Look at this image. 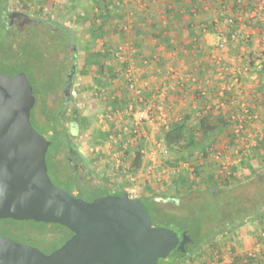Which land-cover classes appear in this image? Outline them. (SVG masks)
<instances>
[{"label": "rangeland", "instance_id": "1", "mask_svg": "<svg viewBox=\"0 0 264 264\" xmlns=\"http://www.w3.org/2000/svg\"><path fill=\"white\" fill-rule=\"evenodd\" d=\"M98 1L101 3V6L95 4L97 2L96 0H8L7 11H23L25 18L29 19V21L24 25H16L18 31L25 34L36 33L38 38L42 39L46 45L55 46L58 42L54 41V35L45 32L48 29L45 23L62 27L56 29L52 26L58 32L69 29L73 33L74 45L72 49L71 47L65 48L64 46L56 47L53 49L52 57L54 60H61L67 66L70 61L68 59L69 56L73 55L72 50L76 54L77 69L73 77L70 93L71 103L69 107L75 106L81 114L89 116L92 122V126L89 129L81 130L77 136L73 137V141L76 143L81 154L91 161L90 165L94 171L89 174V172L84 171L80 167L78 170L79 174L85 179L90 180L91 187H109L117 190L120 185H125L130 191V197L141 196L144 188L147 186H154V189L158 187L157 189L159 190L156 192L159 195L158 200L161 203H166L169 197L179 196L176 187L169 186L172 177L176 175L173 174V171L178 168H173L168 162V160L178 157L179 153L170 149H168L167 153L163 151L162 146L164 143L162 141V135L167 129L164 125L158 124L157 121L146 123L142 127L141 134L138 137H134L129 132L124 131L125 127H128V129L131 127L130 111L132 108H137L147 102L152 103V101H155L168 114L172 109L171 106H173L172 100H170L172 96H178L179 100L183 102L190 101V98L191 100L194 98L195 101H206L204 103L208 105L217 104L221 97L220 91L224 81L219 80L217 84L215 83L216 94H207L208 90L204 89L205 94H202V91L192 93L191 89L193 90L195 85L197 86L200 78V65L194 63L191 70L181 71L179 67L175 68L174 64H169L168 71L162 74H158L159 72L155 71L158 65L163 64L159 58L161 53L163 55H167L168 53L169 56L178 50L176 46L170 45V39L174 38V36H167L159 27V25H162L161 21L169 17V15H166L163 18L157 14L159 12L158 1L160 0H155L156 2L154 0H109L111 10L106 15H103L104 9H101L103 7L102 0ZM229 2L226 4H217V6L223 8L224 5V8H228ZM171 5L174 6L172 3ZM249 5L246 6L249 7ZM172 8L168 6L167 9L170 12ZM231 9L233 10V8ZM182 15H180L181 17L179 16L180 19H183ZM231 17L236 18L235 23L230 22L229 19ZM237 17L238 14L235 16L233 13L222 17L219 14L214 15L213 22H206L202 26V30L199 31L201 34H216L214 35L215 42L213 41L214 43L211 42L210 44L211 55L217 53L216 42L220 36L218 35V30L224 34H228L231 30H235V26H241L242 24L252 26L260 22L259 19H257V22L254 19L240 21ZM93 20L97 23L93 24ZM171 21H175V17H172ZM140 25H147V28L140 30ZM174 25L176 24L174 23ZM204 28H206V31ZM17 38L20 39L21 37L18 36ZM138 39H141L140 42L145 41L144 46L137 41ZM244 40L245 43H242V46L247 47L251 45L248 40ZM235 45V41H232L228 49H234L236 46V48H239L240 46ZM85 51L96 54L99 61L104 63V72L102 70V73H96L97 64L91 66L87 72L81 71ZM226 52L224 53L226 54ZM140 55L145 56L140 57ZM260 56H262V53L256 59ZM173 57H175L174 54ZM234 58L232 55L229 60L225 61L224 59L222 62L213 58L215 62L209 61L211 64L210 67L213 69L223 68L229 76L234 69L238 67L242 68L243 64L246 63V65L250 64L253 71V65L255 64L248 61L244 63L239 62L238 64ZM127 60L128 62H126ZM167 62L169 61H165V63ZM200 64L205 65L206 63L202 62ZM145 65L154 67L155 70L150 72V76H155L154 83L160 77L164 78L159 88H152L151 90L148 88L151 93H148V89H145L142 85L137 84V81L133 78L134 70L138 71L139 67L141 68ZM204 67L202 66L203 69ZM8 73L5 72V74ZM189 73H194L198 80L191 82L187 76ZM129 76L133 78L135 87L143 89L145 94L144 101L139 99L134 88L131 87ZM243 76L245 77L243 83H245L246 76L249 75L246 73ZM121 88H128L130 95L132 96L133 94L134 96V98L132 96V100H136L135 102H129V105L123 108L122 111L120 109L117 111L113 107V101L115 98L117 99L118 90ZM172 88L175 89L173 90ZM37 98L38 101L32 109L33 125L44 137H48V132L40 123L44 121V115L40 112L42 108L41 100H39V97ZM139 101H141L140 104H138ZM197 101L196 104L199 105ZM49 105L55 107L56 103L50 100ZM225 106L226 108H223V111L214 108L210 111L224 114L226 119L232 113L240 112L235 105L229 102ZM173 108L176 109L174 106ZM252 112L258 113L253 110ZM62 119L65 121L64 127H69V113ZM172 119L175 121L174 117ZM173 121L167 119L169 125ZM229 125L219 135L213 148L222 149L232 159L240 156L241 161L234 167L237 168L234 172L236 177L231 182L228 195L242 198L243 204L249 206L253 202L264 198V174L257 176H251L250 174V168L259 169L258 164L264 165V159L254 160L249 155L255 153V141H258V138L264 134V114H259L258 119L246 124V127L241 131L242 136L240 139L236 135L231 134L235 124L229 121ZM110 135H113L114 139H111ZM140 148L144 150L143 159L141 165L136 167L133 162L136 152ZM262 149L264 150V144ZM117 159L121 161L120 167L116 166ZM198 164L202 166L201 174L197 176L191 174L195 181L194 185L196 189L203 187L201 181H204L211 170H217L218 162L209 157L206 161L200 160ZM185 166L186 164L184 162L178 166L180 167V172L183 170L184 173H191ZM260 171L262 170L259 169L258 172ZM139 186L141 187L139 192L136 193L132 190L133 187ZM93 192L98 193L99 191L94 190ZM84 197L88 198V195L85 194ZM191 197L200 198L201 194L196 190L191 194ZM250 222H246L242 226H249ZM60 230L57 225H46L30 219H11L0 223L1 235L10 236L11 234L8 231H14L20 235H38L41 238L42 247L45 249L60 238ZM253 236L249 241L237 236H229V240L224 242L225 249L223 250L217 244L223 242L224 238L220 239L218 241L219 243L217 242L215 246L206 244L194 253L191 258L180 264H205V262L213 263L219 260L224 261L222 264H238L240 262L241 264H250L253 262L254 264H264V228L263 231ZM251 248L259 249L257 250V258L254 261H250L244 254L246 249Z\"/></svg>", "mask_w": 264, "mask_h": 264}, {"label": "trees", "instance_id": "2", "mask_svg": "<svg viewBox=\"0 0 264 264\" xmlns=\"http://www.w3.org/2000/svg\"><path fill=\"white\" fill-rule=\"evenodd\" d=\"M96 1L95 4L101 6V3ZM102 2L103 7L101 9H104L103 15H106L111 10L110 1L102 0ZM7 5L8 0H0V72H9L8 75H13L24 71L33 85L36 95L35 103L38 101L37 97L41 100L40 112L44 115V121L40 123L48 132L46 138L51 141L46 154V161L52 181L57 186L87 200H93L99 195L111 193L124 195L127 191L122 188V185L117 190L109 187H91L89 179L81 176L77 168H72L60 157L61 154L69 151L71 153V150L78 149L73 137L77 136L81 130H87L92 126L89 116L81 114L75 106L69 107L73 77L77 69L76 54L72 50L73 55L69 56L70 61L67 66L61 60H54L52 57L53 49L56 47L64 46L72 49L74 45L73 33L69 29L58 32L52 26L56 29L62 27L45 23L48 27L45 32L54 35V41L58 42L55 46L46 45L36 33L25 34L19 32L16 25H9ZM92 23L96 24L97 22L93 20ZM18 36L21 38L18 39ZM96 64V73H102V70L104 72V63L99 61L96 54L85 51L81 71L87 72L91 66ZM50 100L56 103L55 107L49 105ZM127 105L128 100L126 98H115L113 101V107L116 110L123 109ZM68 113L70 126L64 127L65 121L62 118ZM228 126H230L229 121L221 113L210 110L204 111L199 108L192 114L176 119L163 132L162 141L166 148L179 153L178 157L168 160L170 166L180 168L178 167L180 164L188 162L194 166L195 171L194 173H184L181 170V172L175 173L176 175L172 177L169 186L176 187L179 196L169 197L166 203H161L158 200L159 195L156 193L159 190L158 187L154 189V186H147L144 188V195L138 196L150 211L153 225L168 227L180 238L178 245L169 255L159 258V264H180L191 258L206 244L213 246L220 239L237 236L238 230L246 222L264 219V198L245 206L242 198L228 195L235 175L220 176L218 171L213 169L204 181H201L203 187L196 189L194 185L195 181L191 174L195 176L201 174L202 166L198 164L199 161L209 159L213 145ZM231 134H233V130ZM263 142L258 141L257 149L262 148ZM142 159L143 152L140 148L136 152L133 164L139 167ZM88 163L91 167L89 159ZM80 167L86 169L84 163ZM233 170L235 172L237 168ZM258 170L250 168L251 176L264 174L263 169H260L262 170L260 172ZM88 172L89 174L94 172L92 167ZM94 190L99 192L95 193ZM196 190L201 194L200 198L191 197V194ZM85 194L88 195V198L84 197ZM11 219H0V223ZM36 222L57 225L61 229L60 238L45 249L42 247L41 238L38 235H20L14 231H8L11 234L10 237L50 253L60 247L73 234L68 227L59 223ZM221 235L222 237H220ZM183 241H186L184 251L179 248V244ZM253 260L250 259V261Z\"/></svg>", "mask_w": 264, "mask_h": 264}, {"label": "water", "instance_id": "3", "mask_svg": "<svg viewBox=\"0 0 264 264\" xmlns=\"http://www.w3.org/2000/svg\"><path fill=\"white\" fill-rule=\"evenodd\" d=\"M35 102L24 71L0 72V219L59 223L73 234L50 253L0 234V264H159L180 238L154 226L139 197L87 200L54 184L46 161L51 141L31 121Z\"/></svg>", "mask_w": 264, "mask_h": 264}, {"label": "crops", "instance_id": "4", "mask_svg": "<svg viewBox=\"0 0 264 264\" xmlns=\"http://www.w3.org/2000/svg\"><path fill=\"white\" fill-rule=\"evenodd\" d=\"M155 1V0H154ZM228 1V8H220L217 4H226ZM156 2V1H155ZM247 2V3H246ZM249 2V3H248ZM251 2V3H250ZM255 0H160L158 1V15L163 18L166 15H169L168 19H163L162 25H159L160 29L164 31V34L167 36L173 35L174 38L170 39V45L176 46L178 50L175 53H171L168 56L163 55L159 57L161 59L162 65H158L156 70L154 67L143 66L139 67L138 71L133 72V78L137 81V84L142 85L145 89H157L164 81V78L160 77L158 80L153 82L155 76H150V72L155 70L159 72L158 74H162L168 71L169 64H174L175 68L181 69V71H188L194 66V63L200 65L201 69H199V80L197 86L195 85L192 93L200 92L204 90H208L207 94H216L215 92V83L219 80L224 81V75H222L223 68L213 69L210 67V62L215 60L213 59V55L210 54L211 47L210 44L215 40L216 34H201L199 31L202 30V26L207 23L213 22L214 15L225 16L227 14L233 13L235 16L239 15L245 9L252 7ZM171 3L174 5L172 6ZM250 4V5H249ZM246 5H249L246 6ZM168 6L173 7L172 10L168 11ZM232 6V7H230ZM220 8V9H219ZM233 8V10L231 9ZM168 11V12H167ZM185 14H184V13ZM183 14V15H182ZM180 15L183 16V19H180ZM180 16V17H179ZM172 17H175V21H171ZM177 20V21H176ZM256 22L257 19H254ZM174 23L176 25H174ZM165 24V25H163ZM173 24V25H167ZM149 27V26H148ZM147 28V25H140V30ZM234 28L238 29L239 37L233 41H235L236 45H240L239 48L234 47V49L230 48L225 54V61L229 60L230 56H234L235 62L239 64V62H252L255 64L256 57L262 53V57H264V21L257 22L254 25H244L235 26ZM248 40L251 45L245 47L242 46V43H245V40ZM142 46H144V42H140L141 39L137 40ZM215 42V41H214ZM213 42V43H214ZM142 48V47H141ZM140 49V48H139ZM181 50V51H180ZM203 51V53H201ZM165 53V52H164ZM201 53V54H200ZM259 53V54H258ZM145 54V53H144ZM173 54L175 57H173ZM145 55H140L143 57ZM172 56V57H171ZM119 60V59H118ZM122 60V59H121ZM165 61H169L165 63ZM128 62V60L126 61ZM206 63L205 65L200 63ZM165 63V64H164ZM167 66V67H166ZM202 66H205L204 69ZM254 67V65H253ZM151 68V69H150ZM153 68V69H152ZM174 68V67H173ZM172 69V67H170ZM115 70V69H113ZM120 70V69H119ZM202 71V72H201ZM127 75V74H126ZM120 78V77H118ZM244 85V94L242 99L249 105L250 109L253 111H257L259 114H264V71L260 72L257 78H251L250 76H246V81L243 83ZM124 87V85H122ZM147 90L148 93H151L150 90ZM183 89V88H182ZM129 89L121 88L118 90L117 99L126 98L129 102H135L136 99L133 98L129 93ZM205 94V92L203 93ZM172 96L170 100H172V104L176 109L172 107L170 113H168L167 119L173 121L184 117L187 114H192L193 111H197L199 108L206 111L205 107L207 103L206 101L196 100L199 102V105L196 104L194 98L190 101H181L179 97ZM207 97V96H206ZM205 98V97H204ZM139 101L138 104H140ZM129 105V104H128ZM122 111L123 109L120 108ZM119 111V109L117 110ZM260 147V146H259ZM261 148V147H260ZM257 149V146L254 147L255 153L249 154L254 160L264 159V150ZM259 169L264 170V165H259ZM144 195V192L143 194ZM264 228V219H256L249 223V226H242L240 230H238L237 237L243 240H250L254 237V234L260 233ZM230 237H225L223 242L217 244L222 250L224 248V242L229 240ZM215 244L213 246H215ZM220 249V250H221ZM234 249V248H233ZM212 250V249H211ZM221 250V251H222ZM264 252V249H263ZM262 254V253H261ZM263 256V255H262ZM264 258V257H263ZM262 258V259H263ZM261 260V259H260ZM262 263V262H261ZM238 264H241L238 263Z\"/></svg>", "mask_w": 264, "mask_h": 264}, {"label": "built area", "instance_id": "5", "mask_svg": "<svg viewBox=\"0 0 264 264\" xmlns=\"http://www.w3.org/2000/svg\"><path fill=\"white\" fill-rule=\"evenodd\" d=\"M237 18L240 21H244L245 19H259L260 21H264V0H256L252 5V7L240 12ZM229 20L230 22L235 23L236 18L231 17ZM204 30L206 31V28H204ZM217 32L218 35L220 36L218 38V41L216 42L217 53L213 55V58L215 60L222 62L224 61L225 58L224 52L228 50L229 44L233 40L237 39V37L239 36V31L236 30L235 28V30H231L228 34H224L220 30H218ZM263 71H264V57L262 56L256 59L253 71L250 67V64L246 65V63L243 64L242 68L238 67L234 69L233 72L229 74V76L227 72L224 71L223 69L222 75H224L223 76L224 83L221 86V91H220L221 97L219 98L217 104H213V105L207 104L205 107L206 110H211L212 108H214L223 111V108H226L225 106L226 103L229 102L235 105V107L240 112L232 113L227 119L228 121L235 124V127L233 129V135H236L238 139H240V137L242 136L241 131L246 127V124H248L249 122L251 123V121L253 122V120L259 118V114L256 112L255 113L252 112L249 105H247V103L244 102L242 99V94H244L243 79L245 78L243 74L247 73L251 78H257L258 74ZM187 76L191 82H195L198 80L197 76L194 73H189ZM129 81L131 87L134 88L136 95H138L140 100L144 101L145 94L143 89L134 86L133 78L131 76H129ZM172 89L174 90L175 88ZM203 93L204 91H202V94ZM130 114H131V127L129 129L128 127H125L124 131L129 132L134 137L140 136L142 127L148 122L157 121L158 124L164 125L166 129H168L169 127V123H167L168 114L165 113L163 109L156 104L155 101L154 102L152 101V103L147 102L137 108H132ZM116 135H120V134H116ZM110 138L114 139V136L110 135ZM258 141H264V134L258 138ZM258 141H255L254 144L255 146L257 145ZM162 148L165 153L168 152V149L166 148L165 145H163ZM142 152H144L143 149ZM209 157L215 159L218 162L217 171L220 176H228V177L231 175L233 176L234 167L241 161L240 156L237 157L236 159H232V157L227 156V154L222 149H218V148H212ZM120 164H121L120 159H117L116 166L120 167L121 166ZM185 164H186L185 166L186 169H188L191 173H194L195 171L194 166H192V164L188 162H186ZM179 171H180L179 168L174 169L173 174ZM122 188L126 190L128 194L130 193L129 189L126 188L125 185H123ZM140 189L141 187L139 186V187H133L132 190H134L137 193L140 191ZM257 250L259 249H252V248L246 249L244 251L245 252L244 254L249 260L250 259L255 260L258 255ZM222 263H224V261H220V260L213 263L205 262V264H222ZM250 264H254V262Z\"/></svg>", "mask_w": 264, "mask_h": 264}, {"label": "flooded vegetation", "instance_id": "6", "mask_svg": "<svg viewBox=\"0 0 264 264\" xmlns=\"http://www.w3.org/2000/svg\"><path fill=\"white\" fill-rule=\"evenodd\" d=\"M7 13H8L7 21L9 23V25H24L29 21V19L25 18V15H24L25 13L23 11L15 10V11H10V12L7 11ZM12 13H15V14H13L14 15L13 17H11ZM19 19H21V20H19ZM60 157L62 159H64L67 164L71 165L72 168H74V169L77 168L78 170H79L80 166H82V163H84L83 158H86L81 154L79 149H73V150H71V153L69 151V152H66L64 154H61ZM83 170L88 172L89 170H91V167L86 166V169L83 168Z\"/></svg>", "mask_w": 264, "mask_h": 264}]
</instances>
